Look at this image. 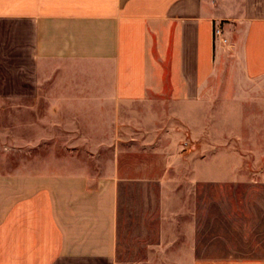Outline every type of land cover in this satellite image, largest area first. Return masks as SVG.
Returning a JSON list of instances; mask_svg holds the SVG:
<instances>
[{"label":"crops","instance_id":"obj_1","mask_svg":"<svg viewBox=\"0 0 264 264\" xmlns=\"http://www.w3.org/2000/svg\"><path fill=\"white\" fill-rule=\"evenodd\" d=\"M0 104V264H264V0H0Z\"/></svg>","mask_w":264,"mask_h":264},{"label":"rangeland","instance_id":"obj_2","mask_svg":"<svg viewBox=\"0 0 264 264\" xmlns=\"http://www.w3.org/2000/svg\"><path fill=\"white\" fill-rule=\"evenodd\" d=\"M4 107L0 104V161L18 159L20 154L18 112H6Z\"/></svg>","mask_w":264,"mask_h":264},{"label":"built area","instance_id":"obj_3","mask_svg":"<svg viewBox=\"0 0 264 264\" xmlns=\"http://www.w3.org/2000/svg\"><path fill=\"white\" fill-rule=\"evenodd\" d=\"M223 34V28L221 25H215L213 28V36L222 35ZM222 41H226L225 38H222Z\"/></svg>","mask_w":264,"mask_h":264}]
</instances>
